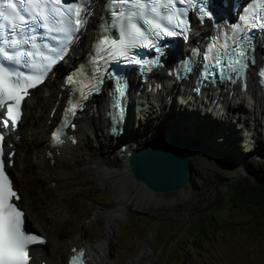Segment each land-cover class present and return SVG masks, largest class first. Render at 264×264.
<instances>
[{"label": "rangeland", "instance_id": "1", "mask_svg": "<svg viewBox=\"0 0 264 264\" xmlns=\"http://www.w3.org/2000/svg\"><path fill=\"white\" fill-rule=\"evenodd\" d=\"M45 88L44 85L42 90ZM172 106L176 108L166 111V118L187 124L189 113L183 119L178 114L179 103ZM156 115L132 118L128 127L144 135V141L161 137L154 135ZM207 115L202 116L206 120L198 126L201 133L205 132L200 139L195 133L174 132L195 137L201 146L203 138L216 146L207 156L188 158L189 177L182 189L190 196L171 204L141 208L130 201L122 211L115 212L116 218L105 234L107 240H103L109 248L107 260L112 264H264V201L247 190L264 175V127L258 126L255 138L251 139L248 128L231 115L228 117L231 125L226 127L220 126L221 120L215 113ZM85 131L87 138L79 140L78 154L58 187L63 195L55 200V205L64 216L55 219L57 223L44 224L53 238L71 236L81 226L91 238L102 237L103 211L115 202L98 177L90 173L96 160L93 148L96 143L93 135L89 137L90 133ZM250 146L255 148L251 152ZM202 147L206 150L205 145ZM39 166L47 170L44 164ZM31 169L37 170L36 166ZM15 181L23 189L16 177ZM25 185V192L32 195L33 190ZM50 189L48 192L54 196V189ZM160 195L167 199L176 195V191H161ZM21 202L24 206L28 203L23 196ZM29 204L32 205L31 200ZM47 247L46 242L42 249L48 250Z\"/></svg>", "mask_w": 264, "mask_h": 264}, {"label": "bare ground", "instance_id": "2", "mask_svg": "<svg viewBox=\"0 0 264 264\" xmlns=\"http://www.w3.org/2000/svg\"><path fill=\"white\" fill-rule=\"evenodd\" d=\"M102 1L93 0L90 5L92 15L87 18L88 22L81 31L75 34L69 47V56L61 63V66L57 67L54 76L68 69L75 60L83 55L91 37L93 21ZM153 77L156 81L155 88L145 89L141 87L138 90L139 94H135L136 85L134 86L127 103L125 132L118 135H112L107 130L111 112L104 92L94 96L86 104L87 107L75 114V127L74 129L66 128L60 144L48 143L46 135L48 127L46 120L50 118L48 112L52 106L57 105L65 90L58 87L59 80L57 77L43 81L35 88L32 96L24 100L26 110L20 117V123L15 131L20 133V139L13 142V162L9 170L14 177L13 180L15 181L16 177L23 187L22 189L19 183L17 184V190L20 194L18 204L24 210L26 224L30 226L31 223L32 228L43 234L46 237V242L49 243L48 250L36 246L30 248L33 263L39 264V261L43 259L46 264H60L63 259L62 263L65 264L66 257L72 248L81 247L84 254L87 255L88 264H112L107 260L106 253L109 252V248L103 240H107L105 234L110 228L111 221L116 218L115 212L122 211L124 205L130 201H134L136 207L141 208L149 204H171L183 201L190 196L188 191L182 189L184 188L182 185L173 189L176 191V195L165 199L160 195L161 191L147 187L132 176L126 158L133 148L144 141V135L137 134L128 127L131 120L157 113L158 121L153 126L154 131H156L154 135L159 134L161 137H166L169 136L168 132L181 131L189 134L195 133L198 139L205 133H201L198 126L203 125L202 123L206 119L202 116H208V112L218 116L221 120V127L231 125L228 121V117L231 115L236 122L248 128L251 139L255 138L258 126L264 127V94L254 86L253 80L245 92L232 87L228 95V90H218L213 87L211 90L207 89L200 94H194L190 91L188 81L176 83L163 70L156 71ZM44 85L46 88L42 90ZM246 92L250 95L248 96ZM175 102L179 103L180 111L178 110V114L182 115L183 119L186 117L184 114L189 113L190 117L186 121L187 124L178 120L173 123L166 118L165 112L174 111L176 107L172 105ZM28 108H30L29 112L27 111ZM181 108L184 112L181 111ZM202 110H205L204 114L201 113ZM232 129L234 130V127ZM85 130L90 133L89 137L93 135L96 143L93 145L96 160L93 161L94 167L90 169V173L98 177L104 191L109 192L115 202L103 211L105 221L102 237L93 236L91 238L85 228L81 226V229L71 236L69 234L62 239L60 237L53 238L44 224L46 222L57 223L55 219L64 216L63 211L55 205V200L63 195L58 187L61 179L68 175L69 164L72 159L75 160L78 154L79 140L87 138L88 134L85 135ZM72 137L75 138L74 142ZM193 138L198 143V140ZM118 143H122L123 146H118ZM202 144V146H206L205 150L199 144L203 151V157L209 155L211 150L216 147L215 144L205 138H203ZM253 149L255 148L250 146L249 152ZM20 160H23V163ZM40 163L44 164L47 170L40 168ZM31 166H36L37 170H30ZM25 184L33 190L32 195L29 196L25 192ZM50 188L54 189V196L48 192L51 190ZM22 196L28 202L25 206L23 205L24 202H21ZM28 199L32 201V205L29 204Z\"/></svg>", "mask_w": 264, "mask_h": 264}, {"label": "snow or ice", "instance_id": "3", "mask_svg": "<svg viewBox=\"0 0 264 264\" xmlns=\"http://www.w3.org/2000/svg\"><path fill=\"white\" fill-rule=\"evenodd\" d=\"M180 4L189 3L193 7H198L197 0H178ZM202 3L203 0H200ZM93 0H73L72 3L65 4L64 0H0V34H3V29L6 26L12 29L15 33L17 29L23 30L28 29L34 35L24 39H5L3 43L11 47H15L22 44H27L29 39L33 41L32 48L35 49L33 52L20 51L16 55H10L3 48H0V55H3L4 59L9 61H15L16 63L21 62V58L25 55L33 56L37 55L46 61V64H32V68L39 70L40 75H28L23 79V73H10L2 65H0V106H4L5 101H14V104L7 105V111L10 119L14 122L19 118V105L23 96L20 94L23 91V95L26 96L27 89L35 87L41 83L44 75L47 71L62 58L61 53L66 51L67 43H70L74 34L81 31L84 25L88 22L87 18L92 15L90 5ZM177 0H106V6H116L118 9L121 6L131 5L132 8L137 9L136 12H129V19L132 16L141 15L144 16L146 13L154 14V18L146 19L145 23L150 26L151 34L155 37H162L163 35L172 36L174 31L169 27L164 26L159 20H166L168 25H174L175 27H183L185 31H188V20L186 18V9H176L175 5ZM18 5L20 6L18 8ZM149 5H151L149 7ZM23 12L28 14L26 18L21 14ZM161 9L167 12L166 15H161ZM245 12L247 15L242 16L241 20L245 25L250 24L249 16L254 20L260 22L264 21V0H255V6L246 8ZM179 13H183L185 18H181ZM198 15L200 17H211L212 13L205 10V7H198ZM112 16L119 17L120 19L125 18V12L117 10L112 12ZM73 17H75V23H73ZM54 22V23H53ZM251 27H264V23H251ZM37 28L44 29L43 35H50L53 32L64 33V39L61 40V49L56 52V55L45 56L43 52L39 50L38 45L35 43L37 35ZM234 27V31H235ZM144 38L145 34L135 23H131L121 31L120 39L109 40L105 39L101 41V45L104 48L110 47L111 51L108 55L112 59L124 58L130 60L128 56V50L140 39ZM51 39L57 40L59 37L53 35ZM229 39H232L229 37ZM148 46H151V41H148ZM215 47V46H214ZM225 56H227V64L222 65L223 71L239 72L240 69L246 67L243 60L247 59L245 51L239 50L240 45L237 43L236 48H231L227 43L223 45ZM103 50V48H101ZM55 52L56 50L53 49ZM229 52L231 55H229ZM212 50H209V56L207 59L214 60L215 64L220 65L221 60L224 57H213ZM235 57V58H234ZM102 59V57H101ZM139 63V61H135ZM27 66V65H26ZM186 70L191 71V66L186 65ZM264 76V70L260 73ZM17 77L16 82L12 81V76ZM95 79V78H94ZM69 84H74L73 77H68ZM89 88V91L95 89L96 85L92 84L91 87L88 85H81L80 91L82 96L86 98L87 93L84 91L85 88ZM123 92V86L119 89ZM73 105L68 109L69 114H74ZM7 123V122H6ZM55 138L57 142H60V134L56 133ZM4 139L0 136V141ZM16 196V193L12 191L8 177L5 175V164L0 161V264H28L29 254L27 246L37 240L38 238L25 235L21 229L22 224V212L19 211L16 206L9 202V197ZM80 257H83L81 251ZM73 264H77V257L72 258Z\"/></svg>", "mask_w": 264, "mask_h": 264}, {"label": "water", "instance_id": "4", "mask_svg": "<svg viewBox=\"0 0 264 264\" xmlns=\"http://www.w3.org/2000/svg\"><path fill=\"white\" fill-rule=\"evenodd\" d=\"M193 155H203L194 138L171 133L142 141L128 153L126 161L134 178L151 189L167 191L188 180V158Z\"/></svg>", "mask_w": 264, "mask_h": 264}, {"label": "trees", "instance_id": "5", "mask_svg": "<svg viewBox=\"0 0 264 264\" xmlns=\"http://www.w3.org/2000/svg\"><path fill=\"white\" fill-rule=\"evenodd\" d=\"M247 190L250 191V193L252 191V194L258 195L259 199L264 201V175H261L258 180L250 184L249 187H247ZM239 191L244 190L239 189ZM193 234L196 233L193 232Z\"/></svg>", "mask_w": 264, "mask_h": 264}]
</instances>
